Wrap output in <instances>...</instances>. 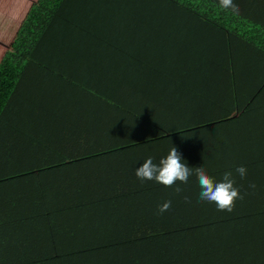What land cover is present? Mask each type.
Listing matches in <instances>:
<instances>
[{
    "label": "trees",
    "instance_id": "trees-1",
    "mask_svg": "<svg viewBox=\"0 0 264 264\" xmlns=\"http://www.w3.org/2000/svg\"><path fill=\"white\" fill-rule=\"evenodd\" d=\"M65 1L33 2L24 20L0 18V139L12 134L14 144L0 148V264H264V28L239 36L234 32L241 28L214 27L225 39L209 40L210 50L205 41L194 49L196 72L185 67L173 76L178 99L169 87L149 89L144 82L132 99L106 98L72 79L70 86L87 89L90 102H102L121 120L113 125L85 116L53 123L47 121L52 107L29 116L30 105H16L13 96L21 68L43 46L38 36L48 32ZM10 4L17 3L0 0V17ZM141 18L147 26L136 32L148 35L138 38L146 41L139 46L143 53L147 45L155 50L170 27L164 31V21L155 26ZM113 21H106L104 32L112 33ZM121 29L128 35L129 28ZM157 80L166 87L159 68ZM160 93L151 110L148 102ZM173 146L189 167H204L214 180L233 173L243 199L232 212L200 201L195 175L177 182L179 194L136 177L147 158L158 164ZM240 166L247 169L245 179L235 171ZM167 201L170 209L159 213Z\"/></svg>",
    "mask_w": 264,
    "mask_h": 264
},
{
    "label": "crops",
    "instance_id": "crops-1",
    "mask_svg": "<svg viewBox=\"0 0 264 264\" xmlns=\"http://www.w3.org/2000/svg\"><path fill=\"white\" fill-rule=\"evenodd\" d=\"M38 1L15 0L17 4L4 6L8 12L0 18H7L5 22L12 17L24 20L26 12L31 10V3ZM234 3L239 7L238 14L223 9L219 0H66L59 5L60 8L55 7L56 13L51 18L53 24L48 32L38 36V41L43 38V46L34 53L36 59L31 65L27 63L21 68L14 103L30 105L29 116L34 109L52 107L47 115L48 122L64 123L99 116L114 125L121 118L110 115V110L102 102H90V92L81 90L80 86H70L72 79L78 85L83 83L98 90L106 98L118 94L121 98L132 99L131 94L144 82L149 89L169 87L171 98L178 99L181 89L174 84L173 76L178 72L180 75L185 67L190 72H196L194 49L205 41L208 43L206 48L210 50L214 48L210 41L218 43L225 39V35L214 27L241 28L239 32H234L239 36L245 29L264 28V0H234ZM183 4L190 6L185 8ZM71 8L78 11L76 18L71 16ZM188 9L199 12L192 13ZM115 10L114 17L107 18ZM142 16L146 20L150 17L151 24L155 26L164 21L165 25L161 27L164 31H167L165 27H170L169 36L160 38L155 50L147 45L143 53L139 51V46L146 41L138 42V38H147L148 35L136 32L137 27L147 26L142 22ZM211 18H217L219 22ZM108 19H114L109 23L111 34L102 29ZM121 28H124V32L129 28L128 35L119 34ZM228 32L233 35L231 29L226 31L230 34ZM111 41L114 45L108 46ZM158 68L162 71L166 87H159ZM162 95L160 93L150 99L151 110L152 105L157 103L154 100ZM165 101L167 104L168 96ZM90 104L94 108H90ZM24 114L22 117L29 118ZM68 116L70 120H67ZM109 131L115 133L113 127ZM87 136L84 134V138ZM12 139V134L2 136L0 148L13 149ZM13 152L10 151V154ZM31 155L35 156L32 152Z\"/></svg>",
    "mask_w": 264,
    "mask_h": 264
},
{
    "label": "clouds",
    "instance_id": "clouds-1",
    "mask_svg": "<svg viewBox=\"0 0 264 264\" xmlns=\"http://www.w3.org/2000/svg\"><path fill=\"white\" fill-rule=\"evenodd\" d=\"M219 4L225 10H231L237 14L239 12V7L234 3V0H219ZM206 158L207 156L204 157L205 161ZM235 171L241 179L246 178L247 169L245 167H237ZM135 175L141 182L155 181L165 187H174L175 192L178 194L183 190L177 186V182L186 184L189 178L195 175L201 189L199 193L200 201L215 204L219 211L232 212L236 200L243 199L240 190L235 186L236 181L231 171H226L221 180H214L208 175L204 167L195 169L189 167L175 146L158 164L154 163L151 157L147 158L136 169ZM249 186L255 188V184ZM170 207L171 201H167L158 206V212L163 214Z\"/></svg>",
    "mask_w": 264,
    "mask_h": 264
}]
</instances>
